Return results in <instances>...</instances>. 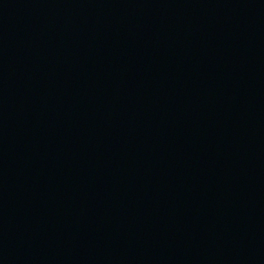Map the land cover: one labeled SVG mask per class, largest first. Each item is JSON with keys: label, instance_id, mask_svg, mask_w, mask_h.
<instances>
[{"label": "water", "instance_id": "1", "mask_svg": "<svg viewBox=\"0 0 264 264\" xmlns=\"http://www.w3.org/2000/svg\"><path fill=\"white\" fill-rule=\"evenodd\" d=\"M0 264H264V0H0Z\"/></svg>", "mask_w": 264, "mask_h": 264}]
</instances>
